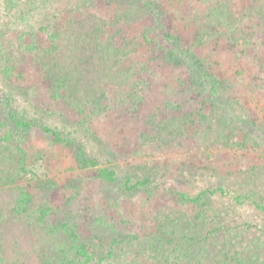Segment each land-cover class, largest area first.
I'll list each match as a JSON object with an SVG mask.
<instances>
[{"label":"rangeland","instance_id":"rangeland-1","mask_svg":"<svg viewBox=\"0 0 264 264\" xmlns=\"http://www.w3.org/2000/svg\"><path fill=\"white\" fill-rule=\"evenodd\" d=\"M9 108L2 264H264V0H0Z\"/></svg>","mask_w":264,"mask_h":264},{"label":"trees","instance_id":"trees-1","mask_svg":"<svg viewBox=\"0 0 264 264\" xmlns=\"http://www.w3.org/2000/svg\"><path fill=\"white\" fill-rule=\"evenodd\" d=\"M30 52H33L34 50H36L37 48L31 47L29 46ZM7 58L6 57H2L3 61H9V58H11V54H9L8 52L6 53ZM13 60V59H12ZM8 71H13L12 67L8 68ZM57 80V79H56ZM60 80V79H58ZM11 100L7 98V103H8V107H10L11 105ZM0 125H9V128L6 129L5 131V138L10 139L14 134V132H19L21 134H23V132H28L30 131L31 128H33V126H37V122L36 121H31L29 119H27L25 116H20L16 110L14 108H9V111L7 113V118L6 120L0 121ZM43 131L45 132H52L54 134V138L57 142H61V141H65V139L61 136L60 132L56 129H52L50 126L48 125H43L40 124L39 125ZM67 143L70 146H73V148L76 150V153L81 156L82 158H84L88 163L91 164H97L96 161L94 159H89L86 157V152L84 151L83 147L80 145H76L73 144V141L68 140ZM98 176L101 177L102 179H104L105 181L108 182H113L116 180V171L112 168L109 167H100L98 169ZM148 180H139L135 183L134 187H139V186H143L145 184H147ZM207 191H203L202 193L199 194V196L194 197V198H190L189 200H194V201H198L201 200L202 197L206 196ZM183 196L185 197V199H188L187 195L183 194ZM69 235H72V232H70ZM87 246L85 245H79L77 247V254H79L82 257H89L88 254L89 252L87 251ZM3 261V256L2 254H0V264H2ZM44 264H51L50 263V259H45L43 260Z\"/></svg>","mask_w":264,"mask_h":264}]
</instances>
